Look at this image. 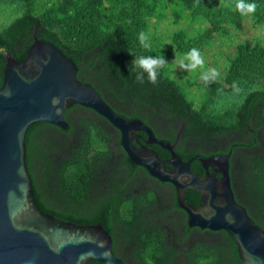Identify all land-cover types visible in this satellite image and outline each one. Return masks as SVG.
Instances as JSON below:
<instances>
[{
	"label": "trees",
	"instance_id": "1",
	"mask_svg": "<svg viewBox=\"0 0 264 264\" xmlns=\"http://www.w3.org/2000/svg\"><path fill=\"white\" fill-rule=\"evenodd\" d=\"M249 3L256 4L255 27L264 22V0H0V86L5 53L23 58L34 35L52 43L76 64L78 80L121 116L141 119L183 160L193 158L196 174L204 170L195 156L231 152L235 198L264 230V44L235 45L221 74L198 83L196 104L167 66L157 71L155 83L146 74L137 81L131 70L137 56H160L139 43L140 32L152 38L150 20L177 24L200 17L197 34H167L177 53L198 52L215 34L240 29ZM64 117L66 129L37 121L25 137L34 200L42 211L75 224L101 223L126 264H240L226 231L188 226L174 186L133 164L107 119L78 104ZM139 133L142 143L146 134ZM150 147L162 159L169 156L157 144ZM185 199L199 203L192 189Z\"/></svg>",
	"mask_w": 264,
	"mask_h": 264
},
{
	"label": "water",
	"instance_id": "2",
	"mask_svg": "<svg viewBox=\"0 0 264 264\" xmlns=\"http://www.w3.org/2000/svg\"><path fill=\"white\" fill-rule=\"evenodd\" d=\"M0 86V264H126L112 251V237L101 223L75 224L42 211L26 164L29 126L43 121L66 129L64 114L74 104L90 108L118 131L120 145L133 164L172 184L178 206L190 227L224 230L234 240L240 264H264V230L235 198L230 175L231 152L195 156L204 170L190 168L173 144L157 137L139 118H125L89 83L77 79L76 64L52 43L33 42L21 59L5 53ZM140 131L146 134L139 141ZM135 142V143H134ZM157 144L169 156L159 157ZM210 168L212 171H210ZM199 195L197 205L185 199Z\"/></svg>",
	"mask_w": 264,
	"mask_h": 264
},
{
	"label": "rangeland",
	"instance_id": "3",
	"mask_svg": "<svg viewBox=\"0 0 264 264\" xmlns=\"http://www.w3.org/2000/svg\"><path fill=\"white\" fill-rule=\"evenodd\" d=\"M169 12V8L167 9ZM244 22L240 29L231 28L226 34H215L213 38L198 51V55L190 56L189 60H183V64L189 65L187 68L181 66L180 60L189 53H177L167 34L182 29L190 35H195L203 27L200 17L195 20L182 19L179 23L169 22L167 18L160 21L155 19L149 22V33L152 38L149 45L154 47L160 55H162L167 63V68L172 72V77L183 88L188 98L194 104L200 99L201 89L198 83L202 80L201 73L208 69H215L221 74L223 66L228 61V52H232L233 47L239 43L259 42L264 44V22L252 27L253 17L248 13L246 7L243 11ZM166 17V16H163ZM204 24V23H203ZM164 46V47H163ZM180 58V60H178ZM202 60V65H196L192 68V64H196L197 60ZM178 79V80H177Z\"/></svg>",
	"mask_w": 264,
	"mask_h": 264
},
{
	"label": "clouds",
	"instance_id": "4",
	"mask_svg": "<svg viewBox=\"0 0 264 264\" xmlns=\"http://www.w3.org/2000/svg\"><path fill=\"white\" fill-rule=\"evenodd\" d=\"M238 7H241L240 5H238ZM246 10L248 13H253L256 9V4L255 3H249L246 6ZM242 14L243 10H242ZM139 43L142 47L144 48H148L149 45V36L148 34L144 33V32H140L139 36ZM194 55H198L197 50L196 49H192L191 52L189 54H186L183 56L182 60H180V58H178V60H180L181 66L187 68L189 65H185L183 64V60H189L190 56H194ZM168 61H166V59L160 55V56H137L133 59V66H132V71L135 73V78L137 81L143 83L144 79H145V74L147 75V78L149 81H151L152 83L156 82V76H157V71L159 69L164 68L167 65ZM203 61L202 60H197L196 64H192V68H195L196 65H202ZM218 73L216 72L215 69H208L204 72L201 73V79L204 81H208V80H215L217 78ZM234 88L236 87L235 85L233 86ZM236 90L238 91L239 89L236 88Z\"/></svg>",
	"mask_w": 264,
	"mask_h": 264
},
{
	"label": "flooded vegetation",
	"instance_id": "5",
	"mask_svg": "<svg viewBox=\"0 0 264 264\" xmlns=\"http://www.w3.org/2000/svg\"><path fill=\"white\" fill-rule=\"evenodd\" d=\"M105 97L108 98L107 95H105ZM108 100H111V97H109Z\"/></svg>",
	"mask_w": 264,
	"mask_h": 264
}]
</instances>
